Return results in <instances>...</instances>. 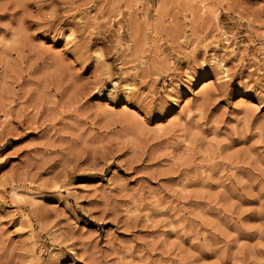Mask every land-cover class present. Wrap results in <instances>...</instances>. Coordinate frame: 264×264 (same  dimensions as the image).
Returning <instances> with one entry per match:
<instances>
[{
	"label": "rangeland",
	"instance_id": "374dc122",
	"mask_svg": "<svg viewBox=\"0 0 264 264\" xmlns=\"http://www.w3.org/2000/svg\"><path fill=\"white\" fill-rule=\"evenodd\" d=\"M0 264H264V0H0Z\"/></svg>",
	"mask_w": 264,
	"mask_h": 264
},
{
	"label": "bare ground",
	"instance_id": "6f19581e",
	"mask_svg": "<svg viewBox=\"0 0 264 264\" xmlns=\"http://www.w3.org/2000/svg\"><path fill=\"white\" fill-rule=\"evenodd\" d=\"M130 90V89H129ZM127 91V90H126ZM127 93V92H126ZM125 109V108H124ZM124 112V111H123ZM126 112V111H125ZM26 191V190H25ZM17 197V198H19V199H21V200H26V199H29L30 200V202L32 201V202H34V201H36V199H37V197H36V195L34 194V193H32L31 191L29 192V190H28V192H23V193H18V192H13L12 193V196H14V195ZM38 195V194H37ZM14 198V197H13ZM20 200V201H21ZM35 203V202H34ZM33 204V203H32ZM53 248V247H52ZM51 250V249H50ZM49 250V251H50ZM54 251V250H53ZM52 251V252H53ZM50 253V252H49Z\"/></svg>",
	"mask_w": 264,
	"mask_h": 264
}]
</instances>
